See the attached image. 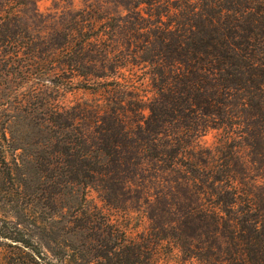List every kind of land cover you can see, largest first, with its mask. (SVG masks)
<instances>
[{"label": "trees", "instance_id": "16d2710c", "mask_svg": "<svg viewBox=\"0 0 264 264\" xmlns=\"http://www.w3.org/2000/svg\"><path fill=\"white\" fill-rule=\"evenodd\" d=\"M82 3L56 26L44 25L49 20L34 0H0V49L9 50L7 58L24 56L33 70L47 64L46 91H59L62 79L91 96L72 107L42 106L45 119L33 125L41 141L34 145L45 150L48 168L31 182H50L52 204L76 186L108 204L148 207L172 197L161 192L166 176L171 188L191 193L190 205L170 208L177 219L168 228L179 253L201 264H264V0ZM134 69L143 70L150 99L126 77ZM143 113L145 119H131ZM208 130L225 135L215 156L197 143ZM5 141L2 133L0 239L17 244L22 258L33 244L29 227L39 223L25 202L24 181L16 182L4 158ZM77 210L73 220L98 230V246L91 256L83 244L49 247L56 261L151 264L145 239L134 243L110 224H96L101 215ZM37 251L31 249L41 257Z\"/></svg>", "mask_w": 264, "mask_h": 264}, {"label": "rangeland", "instance_id": "374dc122", "mask_svg": "<svg viewBox=\"0 0 264 264\" xmlns=\"http://www.w3.org/2000/svg\"><path fill=\"white\" fill-rule=\"evenodd\" d=\"M82 1L84 0H34L38 15L45 21L49 20L44 25L56 24V26L62 23L70 11L81 9ZM5 3H10V0H5ZM52 18H56V21L53 22ZM9 53L8 49H0V135L4 133L6 139L1 143V147L5 160L14 171L16 182L19 184L21 180L24 181L25 202L28 199L26 203H29V213L39 224L36 227L33 225L29 227L28 235L33 244L32 247H24L23 259L18 255L21 251L14 249L17 248L15 247L17 244L0 239V257L4 264H14L12 262L18 261V264H34L35 261L38 264H61L48 254V249L49 247L54 249L63 245L69 246L71 243L79 249H83L78 247L80 244L84 245V249L89 246L87 252L91 256L93 254L91 248L98 246L95 240H100V233L89 227L86 222L78 223L73 220L78 207H82V210L92 217L101 215L103 219L96 220V224L108 223L134 243H143L145 239L147 242L144 244L149 245L152 252L151 264H201L191 259L189 255L178 252L177 241L174 240L175 234L168 228L177 219L175 212L170 211L172 202L176 205V209L181 210L190 205L192 199L190 191L185 187L173 186L171 188L172 185L168 184L166 176L162 181L161 192L172 197L167 200L163 198L162 201H153L148 207L136 203L108 204L99 193L91 189L82 191L76 186L62 190L60 195L58 194L60 197L53 204L47 201L46 194L50 182L47 184V180H40L37 185L31 182L36 177L33 176L35 172L46 171L48 168L43 160L46 158L43 153L45 150L34 145L38 140L41 141V136L35 135L33 125L42 123L40 119H45L42 106L51 103L54 106L72 107L90 101L91 96L75 90L73 85L62 79L57 80L58 84H62L59 91H48V89L46 91L41 86H49L46 83L48 65L33 70L26 66V62H23L26 61V57L19 56L18 61L16 58H9L13 60L11 61L7 58ZM90 72L91 70H87L86 73ZM126 77L132 79L136 85L141 84L139 87L141 95L146 99L151 98L152 92L143 70L134 69L131 74L127 73ZM34 79L38 80L37 84H40L38 93L33 92L35 83L32 80ZM32 103H36L39 110L33 109ZM143 115L135 119L132 116L131 119L143 120L147 113ZM224 141L225 135L222 131L208 130L197 143L202 151L215 156ZM40 175L45 176L44 173ZM32 192L34 196H31ZM181 197H184V201L179 200ZM55 214L57 216L54 217ZM150 217H153L152 221L149 220ZM211 240L212 237L209 240L210 246L215 247L218 241L215 243ZM32 248L38 249L41 257L31 252ZM26 253L32 254L35 261ZM80 254L85 256L86 251ZM63 264L70 263L67 261ZM93 264H96L95 260Z\"/></svg>", "mask_w": 264, "mask_h": 264}]
</instances>
